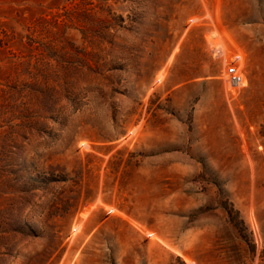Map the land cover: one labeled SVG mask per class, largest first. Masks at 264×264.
Segmentation results:
<instances>
[{
  "label": "rangeland",
  "instance_id": "obj_1",
  "mask_svg": "<svg viewBox=\"0 0 264 264\" xmlns=\"http://www.w3.org/2000/svg\"><path fill=\"white\" fill-rule=\"evenodd\" d=\"M0 264H264V0H0Z\"/></svg>",
  "mask_w": 264,
  "mask_h": 264
},
{
  "label": "built area",
  "instance_id": "obj_2",
  "mask_svg": "<svg viewBox=\"0 0 264 264\" xmlns=\"http://www.w3.org/2000/svg\"><path fill=\"white\" fill-rule=\"evenodd\" d=\"M240 59H241V55L237 54L234 57L233 63H231L229 68H228L229 80L233 86H239L243 82V76H242V74L238 68L239 67L238 61Z\"/></svg>",
  "mask_w": 264,
  "mask_h": 264
}]
</instances>
